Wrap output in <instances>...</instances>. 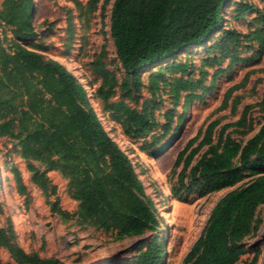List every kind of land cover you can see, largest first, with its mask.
Returning <instances> with one entry per match:
<instances>
[{
    "label": "trees",
    "instance_id": "obj_1",
    "mask_svg": "<svg viewBox=\"0 0 264 264\" xmlns=\"http://www.w3.org/2000/svg\"><path fill=\"white\" fill-rule=\"evenodd\" d=\"M34 12V0H2L0 4V137L24 161L30 183L41 191L52 213L115 239L150 233L119 264H165L163 218L154 200L146 193L132 159L104 128L83 84L63 64L42 53ZM230 17L246 30L228 27ZM109 34L122 75L109 69L102 45L89 64L100 80L95 98L124 135L142 139L140 150L157 157L180 136L191 101L212 91L216 79L235 65L259 61L264 52V7L245 0H113ZM199 51L204 57L195 66L191 59ZM224 61L227 64L222 67ZM207 67L213 72L205 85ZM241 86L235 84L224 92L220 110H236L241 98L231 96ZM164 93L171 106L161 111ZM116 95L119 99L112 101ZM254 106L264 111V100L244 104L234 121L211 120L176 154L173 168L178 172L171 193L180 202L253 176L215 203L182 264H236L245 253V238L259 225L256 209L264 205V122L243 139L254 129L250 117ZM11 170L17 193L25 195L27 186L20 171L15 166ZM51 171L67 181V193L77 202L75 211L59 205ZM0 248L13 264H62L56 258L26 252L11 222L0 225ZM0 264L9 263L0 260Z\"/></svg>",
    "mask_w": 264,
    "mask_h": 264
},
{
    "label": "rangeland",
    "instance_id": "obj_2",
    "mask_svg": "<svg viewBox=\"0 0 264 264\" xmlns=\"http://www.w3.org/2000/svg\"><path fill=\"white\" fill-rule=\"evenodd\" d=\"M245 1L259 8L264 7V0ZM1 2L2 0L0 4ZM112 2L113 0L105 3L104 0H34L33 25L44 49L42 53L59 61L79 79L104 128L132 159L146 193L154 200L163 218L161 234L167 247L165 264H182L185 254L199 237L215 203L228 191L247 182L253 176L246 177L232 187L202 197L191 195L186 201L180 202L174 199L171 193L178 172V168H173L176 154L199 128L211 120L219 118L221 124L234 121L240 116L244 104L264 100V52L259 61L248 65H235L231 72L216 79L212 91L200 99L191 101L184 113L178 139L162 155L150 157L140 150L142 139L137 140L124 135L120 124L109 120L108 115L102 111V102L95 98V90L100 80L92 72L89 64L95 59L102 45H105V59L109 69L115 71L118 77L122 75L109 34ZM227 25L236 30H246L244 25L231 17L228 18ZM201 57H204V53L200 51L193 56L191 61L195 66H199ZM178 59L186 58L180 56ZM226 64L224 61L222 67ZM206 69L209 74L204 81L205 85L210 83V75L213 72L211 67ZM197 76L195 73V77ZM239 83H242V86L233 91L231 99L239 96L241 103L235 111H231L230 107L220 110L219 105L224 92ZM143 94L147 96L146 90H143ZM167 98L164 93L161 111L171 106ZM118 99L119 95H116L111 100ZM181 110L182 99L177 105V112ZM161 111L156 110L155 113L159 114ZM250 117L254 129L243 136V139L258 130L264 122V111L259 106H254L250 111ZM233 136L239 137L237 134ZM11 146L5 137H0V225L12 223L17 242L26 252L37 253L41 258H56L62 264L98 262L119 264L132 256L135 245L142 238L150 235L146 233L139 237L115 239L112 234L93 227H80L76 225L74 219L62 220L50 211L41 191L30 183V173L26 170L24 161L12 151ZM13 166L18 168L27 186L25 195L17 193L11 170ZM49 177L56 184V196L61 208L70 212L75 211L77 202L67 193V181L56 171L49 172ZM49 199H54V196ZM256 219L260 221L259 225L245 238V253L236 264H264V205L256 209ZM256 251L259 252L257 259L252 263ZM0 260L13 264L3 248H0Z\"/></svg>",
    "mask_w": 264,
    "mask_h": 264
},
{
    "label": "bare ground",
    "instance_id": "obj_3",
    "mask_svg": "<svg viewBox=\"0 0 264 264\" xmlns=\"http://www.w3.org/2000/svg\"><path fill=\"white\" fill-rule=\"evenodd\" d=\"M87 87V86H86Z\"/></svg>",
    "mask_w": 264,
    "mask_h": 264
}]
</instances>
